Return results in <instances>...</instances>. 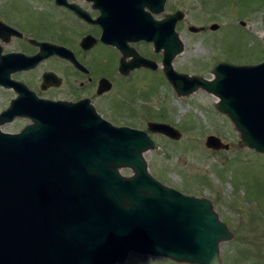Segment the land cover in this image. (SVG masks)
<instances>
[{
    "label": "water",
    "instance_id": "obj_1",
    "mask_svg": "<svg viewBox=\"0 0 264 264\" xmlns=\"http://www.w3.org/2000/svg\"><path fill=\"white\" fill-rule=\"evenodd\" d=\"M94 1L115 14L112 37L104 36L105 41L130 52L122 37L164 46L165 74L177 92L203 88L218 96L216 106L240 131L241 146L264 153V59L219 62L212 78L179 73L173 60L184 49L176 31L182 11L158 21L145 9L160 13L167 0ZM4 31L18 33L0 21V34ZM44 50L23 58L41 59ZM19 55L0 52V84L10 82ZM24 97L0 115L1 123L22 109L34 120L20 133L0 130V264H125L130 251L219 264L220 244L234 233L212 200L185 194L149 172L144 152L158 145L148 131L114 126L79 104ZM11 112L16 113L6 116ZM148 128L181 137L168 123L149 122ZM206 145L229 148L213 134ZM124 167L134 174L122 175Z\"/></svg>",
    "mask_w": 264,
    "mask_h": 264
},
{
    "label": "rangeland",
    "instance_id": "obj_2",
    "mask_svg": "<svg viewBox=\"0 0 264 264\" xmlns=\"http://www.w3.org/2000/svg\"><path fill=\"white\" fill-rule=\"evenodd\" d=\"M11 5L20 13L28 12L31 22L34 14L57 16L61 11L50 0H0L2 10H11ZM177 11L184 14L176 26L184 44L173 61L178 72L212 78L211 69L216 63L251 64L263 60L264 0H167L165 10L157 17ZM56 19L60 20L59 16ZM213 24L218 28L212 30ZM50 26L58 23L51 22ZM191 27L204 29L195 32ZM15 48L18 47L11 44L7 49ZM138 73L137 81L129 87L131 92L115 97L109 118L116 125L144 130H148L150 121L166 122L179 129L181 137L177 140L149 131L158 144V148L144 152L149 172L167 186L212 200L221 219L235 234L232 242L221 243L224 263L234 264L239 258V264H264V154L241 146L240 131L228 115L218 110L220 99L215 94L199 88L181 95L163 73ZM3 96L0 91V109L6 102ZM13 99L6 102V109ZM27 122L33 123L19 119L1 129L19 133L20 126ZM210 134L229 148L208 147L206 139ZM121 173L131 176L134 171L123 169ZM136 253L129 252V262L175 264L165 259L151 262Z\"/></svg>",
    "mask_w": 264,
    "mask_h": 264
},
{
    "label": "flooded vegetation",
    "instance_id": "obj_3",
    "mask_svg": "<svg viewBox=\"0 0 264 264\" xmlns=\"http://www.w3.org/2000/svg\"><path fill=\"white\" fill-rule=\"evenodd\" d=\"M50 1L60 8V15H57L60 20L52 13L47 16L34 14L35 20L31 22L26 14L28 12L20 13L16 6L11 5V10L0 9V21L18 31V33L4 31L0 34L1 55L23 54L16 58V64L12 66L14 68L10 73V82L0 85L6 102L11 98H15L13 102L25 96L24 99L36 97L79 104L113 122L108 112L114 108L115 97L129 90L131 83L137 81L139 70L165 75L164 46L157 49L153 41L145 39L126 41L122 37L128 49L134 51L130 52L103 39L106 35L108 40L112 37L114 13L110 6L107 5L106 9L101 8L103 3L94 0H67V4H58L56 0ZM145 10L150 12L155 20L163 19L157 17L161 12H154L148 7ZM51 22L58 23V26H50ZM11 44L18 48L7 49ZM42 48L45 50L41 59L23 58L40 54ZM143 60H149L152 64L147 66ZM43 65L45 66L42 68ZM5 105L0 109V115L11 107L6 109ZM18 111L22 113L15 114L12 120L1 122L0 127L19 119L33 121L25 111L22 109ZM11 115L13 114L8 113L6 116ZM28 124L30 123L18 125L20 131ZM136 254L139 258L151 262L154 259H165L175 264H203L176 261L164 255L142 253L145 256L143 257L139 252ZM129 259L130 256L125 264H134L129 262ZM219 264H227L224 263L221 246ZM234 264H239V258Z\"/></svg>",
    "mask_w": 264,
    "mask_h": 264
},
{
    "label": "bare ground",
    "instance_id": "obj_4",
    "mask_svg": "<svg viewBox=\"0 0 264 264\" xmlns=\"http://www.w3.org/2000/svg\"><path fill=\"white\" fill-rule=\"evenodd\" d=\"M125 168H126V167L122 168V169H121V172H122V170L125 169ZM139 253H140V255H142L141 252H139ZM153 255H154V254H153ZM142 256L145 257L144 255H142Z\"/></svg>",
    "mask_w": 264,
    "mask_h": 264
}]
</instances>
